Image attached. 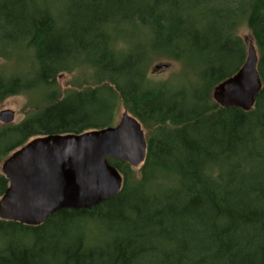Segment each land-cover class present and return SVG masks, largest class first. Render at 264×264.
<instances>
[{"label":"trees","instance_id":"trees-1","mask_svg":"<svg viewBox=\"0 0 264 264\" xmlns=\"http://www.w3.org/2000/svg\"><path fill=\"white\" fill-rule=\"evenodd\" d=\"M242 25L262 82L249 112L211 99L245 60ZM152 59L196 78L151 84ZM77 65L96 86L59 98L56 76ZM20 94L36 110L0 124V164L32 138L113 126L120 106L149 131L147 155L137 174L108 160L123 186L97 207L0 220V264H264V0H0V105ZM95 221L100 239L81 227Z\"/></svg>","mask_w":264,"mask_h":264},{"label":"water","instance_id":"water-1","mask_svg":"<svg viewBox=\"0 0 264 264\" xmlns=\"http://www.w3.org/2000/svg\"><path fill=\"white\" fill-rule=\"evenodd\" d=\"M257 66V52L249 42L243 64L213 87L212 101L220 108L251 111L262 90ZM166 68L157 65L153 72ZM13 122V111H0L1 124ZM146 155L143 127L126 110L116 124L100 130L32 138L0 164L8 182L0 197V220L37 227L59 211L97 207L123 186V176L108 160L137 169Z\"/></svg>","mask_w":264,"mask_h":264},{"label":"rangeland","instance_id":"rangeland-1","mask_svg":"<svg viewBox=\"0 0 264 264\" xmlns=\"http://www.w3.org/2000/svg\"><path fill=\"white\" fill-rule=\"evenodd\" d=\"M131 29L129 26H126L122 28L121 36L126 37L130 36ZM238 36L244 41L245 46L247 48L249 42H253V39L251 37V34L249 30L245 26H240L238 31ZM254 45V44H253ZM118 48H125L126 43L123 41H119L117 43ZM255 47V45H254ZM256 49V48H255ZM257 52V50H256ZM8 64V63H7ZM157 65H167L166 69L153 72V68ZM185 66L180 62H172L167 59H152L147 64V81H149L151 84H162L165 82H171L175 80L176 84L193 81L196 78L197 75V69L194 67V65H190L187 68H184ZM91 70L89 67L86 66H76L73 70L70 72H62L59 73L55 78V89L59 93V98H63L65 95H67L70 92H76L80 91L87 87H95L96 85L91 84L92 81H94L91 78ZM88 81V83H85ZM36 95L34 94H20V95H14L7 98L1 105H0V111L3 110H11L14 112V122L12 124H18L21 122L24 117L36 110L32 106H34V101ZM42 105H38L37 107H41ZM124 108L123 106H120L117 115L115 118L114 124H116L123 113ZM1 124V123H0ZM145 137L147 138V135L149 133L148 130L144 129ZM141 167L134 169L135 173H138V170ZM81 227L85 229V233L89 234V236L92 239L102 238L104 235L107 234L108 228L105 224L100 223L99 221L95 222H81Z\"/></svg>","mask_w":264,"mask_h":264}]
</instances>
